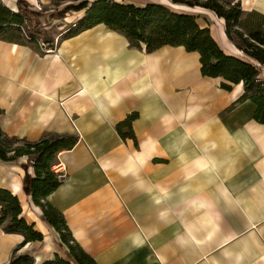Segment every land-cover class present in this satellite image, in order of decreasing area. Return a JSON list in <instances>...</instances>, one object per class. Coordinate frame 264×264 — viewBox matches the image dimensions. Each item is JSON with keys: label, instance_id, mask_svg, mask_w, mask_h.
I'll return each instance as SVG.
<instances>
[{"label": "crops", "instance_id": "0c3cea01", "mask_svg": "<svg viewBox=\"0 0 264 264\" xmlns=\"http://www.w3.org/2000/svg\"><path fill=\"white\" fill-rule=\"evenodd\" d=\"M109 1L193 15L226 54L243 59L209 9ZM230 1L264 17V0ZM65 34L50 52L38 40L0 38V128L31 142L77 137L57 155L62 181L46 198L73 240L96 264H264V124L249 99L239 100L242 83L222 89L221 78L202 76L198 53L170 45L147 52L102 23ZM132 113L134 139L116 129ZM21 164L27 156L0 160V187L43 239L14 257L43 264L68 250L25 194ZM23 239L0 227V264H10Z\"/></svg>", "mask_w": 264, "mask_h": 264}, {"label": "trees", "instance_id": "16d2710c", "mask_svg": "<svg viewBox=\"0 0 264 264\" xmlns=\"http://www.w3.org/2000/svg\"><path fill=\"white\" fill-rule=\"evenodd\" d=\"M171 0L172 3L187 6H201L213 11L225 20L227 37L234 41L233 34L240 40L242 46L238 48L258 65L238 57L226 54L212 37L207 27H201L196 17L189 14L177 13L168 7L155 3H147L143 7L132 4H122L109 0H96L91 4L81 0L77 10H83L84 15L77 23L71 25L64 37L73 36L80 31L89 29L97 24H105L109 28L123 34L130 46L140 48L144 44L147 52H152L164 45L182 46L188 52L199 54L200 72L202 76L221 78L220 87L231 89V84L242 83L244 92L239 100L249 99L256 107L254 119L264 124V80L260 77V65H264V39L258 33L252 34L250 42L238 30L232 27L238 24L243 11L238 2L230 0ZM20 0L17 1L18 11L14 12L6 5L0 4V38L8 41L24 43L15 37L12 31L20 32L26 18L21 12ZM259 17L263 16L257 13ZM8 34V35H6ZM31 41L36 40L30 37ZM46 42H51L48 38ZM0 110V114H1ZM137 113L130 114L116 129L120 136L134 139L131 122ZM127 128L126 132L121 129ZM77 142V137L69 134L48 133L35 142L17 137L7 136L0 128V160L13 162L22 156H27L29 165L21 164L24 169L23 190L31 196L35 205L42 209V220L46 221L58 233L61 245L68 250L69 260L55 254L43 264H96L80 246L73 240L63 215L47 201V196L61 183L52 169L57 155L71 149ZM12 145H14L12 147ZM33 170L29 174L28 168ZM21 205L18 198L8 190L0 187V227L9 233L18 232L24 237L23 241L12 253L10 264H33L29 256L14 257L15 252L28 242L41 241L42 233L34 230L21 217Z\"/></svg>", "mask_w": 264, "mask_h": 264}, {"label": "rangeland", "instance_id": "374dc122", "mask_svg": "<svg viewBox=\"0 0 264 264\" xmlns=\"http://www.w3.org/2000/svg\"><path fill=\"white\" fill-rule=\"evenodd\" d=\"M17 1L18 0H0V4L4 5L6 2L8 5L10 2L17 4ZM80 1L81 0H36V2L33 3L29 0H20L21 12L26 18V23L23 24L20 32L12 31L10 34L14 33L15 37L22 42H29L31 40L30 37H33L40 43H45L46 46L51 47L54 45L53 42L55 43L56 38L71 26L70 22L77 21L78 18L80 19L83 17L84 11L77 10ZM163 1L171 3V0ZM221 2L224 3L223 0H221ZM174 6H185V4L175 3ZM234 30H238L245 38L247 37V39L249 37L248 40L250 42H255L250 37L255 33H258L260 37L264 39V19L255 14L243 13L239 18L238 24L232 27V31ZM45 38L52 41L46 42L44 40ZM233 39L235 43L243 47L235 34H233ZM255 43L258 44L257 42ZM239 55L241 58L251 61L241 50ZM256 64L258 63L256 62ZM260 69V77L264 80V65H260ZM13 146L14 145H12V147ZM52 235V238L55 239L54 233ZM61 255L62 258L69 260V255L65 251L61 250Z\"/></svg>", "mask_w": 264, "mask_h": 264}, {"label": "built area", "instance_id": "2783aa9c", "mask_svg": "<svg viewBox=\"0 0 264 264\" xmlns=\"http://www.w3.org/2000/svg\"><path fill=\"white\" fill-rule=\"evenodd\" d=\"M42 50H43V52H50V51H52L51 47H48V46H46L45 44L42 45ZM52 169H53V171H54L55 173L58 174L59 177H63V173H62V171L60 170V168L58 167V165H54V166L52 167Z\"/></svg>", "mask_w": 264, "mask_h": 264}]
</instances>
